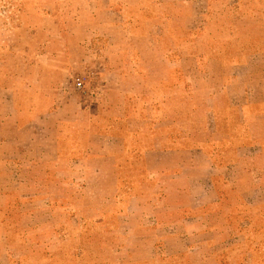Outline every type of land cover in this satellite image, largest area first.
Returning <instances> with one entry per match:
<instances>
[{"label": "rangeland", "instance_id": "374dc122", "mask_svg": "<svg viewBox=\"0 0 264 264\" xmlns=\"http://www.w3.org/2000/svg\"><path fill=\"white\" fill-rule=\"evenodd\" d=\"M158 4H163L169 13L184 16L181 27L185 26L187 31L180 33L181 37L177 36L175 41L181 40L187 53L198 54V42L201 52L210 49L211 41L206 33L213 26L218 28L216 46L223 65L232 66L237 72L264 71V45H261L264 41V0H0V85L4 80L9 83L13 68L17 69L15 76L21 70L26 72L25 63L20 59L27 60L31 75L35 62L41 70L57 72L58 69L60 73L68 59L67 63H71L67 73L66 70L65 74L62 72L58 87L72 101L91 102L90 99L95 98L92 88L97 74L90 61L100 54L104 38L93 35L86 41L87 37L94 33L95 27L107 22L132 26L137 18L145 20L155 12ZM51 29L59 31L51 34ZM142 45L139 47L144 49ZM45 53L60 60L55 63L56 69L53 64L39 59ZM74 55L82 56L80 62L75 64L71 60ZM76 77L84 79L87 94L73 89ZM6 96L0 95V264H101L105 260L107 264H131L134 242L140 246L147 241L131 237L134 214L146 215L152 209L134 206L135 198L171 206L167 212L163 209L153 211L155 224L145 226V221L141 223L140 220L135 223L136 229L154 231L157 238L163 234L165 225L177 227L176 205L196 201L206 204L201 212L202 222L195 223L193 209L181 212L188 218L193 216L189 230H194L195 236L149 240L154 264H264V205H256L264 201V193L249 191L253 185L247 176L249 164L257 166V163L244 164L247 174L243 166L235 172L230 170L228 178L224 179L232 184L236 182L238 188L235 190L226 187L224 180L211 179L210 170L204 172L197 184L193 172L183 173L179 168L166 174L144 173L140 150L152 146L151 142H134V136L125 130L124 119L98 121V111L86 103L84 106H90L97 120L96 128L91 131L119 135L127 141L119 144V153L114 158L101 159L98 146L103 144L92 140L90 158L76 161L74 165L63 143L58 158L52 160L50 137L28 126L19 131L13 119H9L13 113ZM152 110L150 119L165 118L157 105ZM185 114L193 118V106L190 105ZM217 120L220 132L232 134L230 146L244 143L236 114L227 116L219 112ZM31 131L35 135L34 143L29 142ZM193 144L188 139H174L159 145L160 150H191ZM214 147L210 141L204 143L208 154L214 151L218 155ZM160 161L166 165L172 162ZM218 161L225 163L226 158L219 157ZM110 170L116 173L110 174ZM163 184L166 189L169 186V192L162 190ZM217 185L221 188L218 201L210 205L214 197L211 188ZM155 186L159 189L153 191ZM195 187L202 190L195 191ZM101 199L114 200V206L102 210L92 207ZM83 202L87 205H82ZM121 229L124 232L120 233V238V234L117 238L103 237L104 233Z\"/></svg>", "mask_w": 264, "mask_h": 264}, {"label": "crops", "instance_id": "0c3cea01", "mask_svg": "<svg viewBox=\"0 0 264 264\" xmlns=\"http://www.w3.org/2000/svg\"><path fill=\"white\" fill-rule=\"evenodd\" d=\"M155 6V12L150 17L145 20L137 18L132 26H124L121 22H107L95 27L92 31L94 33L87 37L86 41H90L93 35L104 38L100 54L90 61L97 74L95 86L92 88L95 98L90 99L91 102L86 100L79 104L78 100L72 101L58 87L61 75L65 70L67 73L68 65L71 63H67L68 59L65 62L62 58V63L65 62L63 73H58V69L57 72L41 70L35 62L33 75L30 74V68L27 69L26 59H15L25 63L23 66L26 72L23 73L21 70V73L15 76L17 69L13 68L9 83L6 84L4 80L3 85H0L2 91L0 95H7L10 112L13 113L9 119H13V125L18 126L19 131L28 126L34 128V131L46 132L51 141L52 160L58 158L61 145L66 143L68 159L72 161V165L76 161L82 162L90 158L88 153L93 150L90 147L92 140L103 144L98 146L99 153L102 154L101 159H112L119 153V144L127 140L119 135L91 131L96 128L97 121L93 117L95 113L90 112L89 105H93L99 113L96 115L98 121L108 118L124 119L125 130L130 136H134V142L135 140L141 144L151 142L152 146L140 150L144 173L166 174L174 168H179L183 173L193 172L197 184V180L203 178L204 172L210 170L211 179H221V182L224 180L226 187L229 189L233 187L235 190L238 188L236 182L232 184L224 178H228L230 170L235 172L236 169L243 167L247 174L244 164L255 162L257 166L249 164L248 182L253 185L249 191L264 193V71L237 72L232 66L223 65L216 46L218 28L215 29L213 26L209 28V25L206 36L211 41L210 49L201 52L198 42L200 52L194 55L187 53L181 40H178V43L175 41L177 36L181 37L180 33L187 31L185 26L181 27L184 16L169 13L163 4ZM49 31L52 34L58 33L59 30ZM139 44H143L144 49L140 48ZM261 45H264V41ZM47 48L48 46L43 49ZM53 57L54 55L45 53L40 55L39 59L53 64L56 69L55 63H60V60ZM74 57L71 60L76 64L80 62L82 56ZM85 60L86 58L83 59ZM22 80V85L16 87L15 85ZM83 103L89 105L84 106ZM155 105L161 108L165 116L160 121L150 119ZM190 105L193 106V118H187L185 114ZM219 112L227 116L236 114L244 143L235 147L230 146L232 134L218 130ZM30 133L29 142L34 143L35 135L33 131ZM174 139L178 141L188 139L194 143L193 149L160 150V143ZM208 141L215 145V152L219 153L218 155L213 153L214 151L208 154L206 148L204 150V143ZM135 153L137 151H134ZM219 157H225L226 162L220 163ZM161 159L172 162L166 165L160 161ZM116 171L109 173L114 174ZM156 188L159 189V186H155L153 191ZM199 189L202 190L201 187H195V191ZM211 189L214 197L210 205H213L218 201V192L221 188L217 185ZM162 190L169 192L170 188L167 186L166 189L163 184ZM143 200L135 198L134 206H150L151 213L134 214V232L131 237L134 236V240L147 241L140 246L134 242V262L131 264H154L149 240L157 238L154 231L136 229L135 223L140 220L141 223L145 221V226H150L156 223L153 211L163 209L165 212L168 208L171 209V206L166 207L165 202L160 205V202L155 200H145L147 202ZM82 205L86 206L87 203L83 202ZM204 205L206 204L201 201L176 205L178 216L174 219L178 228L165 225L162 229L163 234L157 239L177 240L195 236L194 230H189L192 228L189 221H192L193 216L188 218L181 212L185 209L187 213L193 209L195 223L202 222L201 212ZM256 205H264V201L257 202ZM110 206H114V200L101 199L99 204L92 207L102 210ZM123 232L121 229L109 234L104 233L103 237L117 238L120 233L123 235ZM101 264H107L106 260Z\"/></svg>", "mask_w": 264, "mask_h": 264}, {"label": "built area", "instance_id": "2783aa9c", "mask_svg": "<svg viewBox=\"0 0 264 264\" xmlns=\"http://www.w3.org/2000/svg\"><path fill=\"white\" fill-rule=\"evenodd\" d=\"M73 89L80 94H83V95L87 94L85 81L82 78L76 77L73 80Z\"/></svg>", "mask_w": 264, "mask_h": 264}]
</instances>
